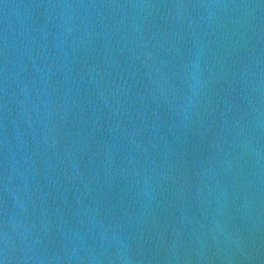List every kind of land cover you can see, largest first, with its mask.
<instances>
[{"label":"water","instance_id":"water-1","mask_svg":"<svg viewBox=\"0 0 264 264\" xmlns=\"http://www.w3.org/2000/svg\"><path fill=\"white\" fill-rule=\"evenodd\" d=\"M0 264H264V0H0Z\"/></svg>","mask_w":264,"mask_h":264}]
</instances>
